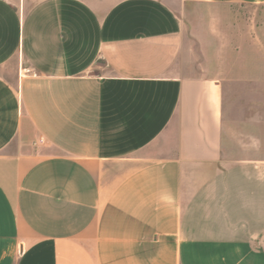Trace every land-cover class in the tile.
I'll return each mask as SVG.
<instances>
[{"label": "crops", "instance_id": "0c3cea01", "mask_svg": "<svg viewBox=\"0 0 264 264\" xmlns=\"http://www.w3.org/2000/svg\"><path fill=\"white\" fill-rule=\"evenodd\" d=\"M193 2L264 5L0 0V264H264V158L224 168Z\"/></svg>", "mask_w": 264, "mask_h": 264}, {"label": "rangeland", "instance_id": "374dc122", "mask_svg": "<svg viewBox=\"0 0 264 264\" xmlns=\"http://www.w3.org/2000/svg\"><path fill=\"white\" fill-rule=\"evenodd\" d=\"M180 13L185 32L197 30L186 73H204L203 63L211 66V75L224 79V168L236 160L233 151L241 153V160L249 154L264 158V5L193 2ZM211 45L215 48L205 49Z\"/></svg>", "mask_w": 264, "mask_h": 264}]
</instances>
